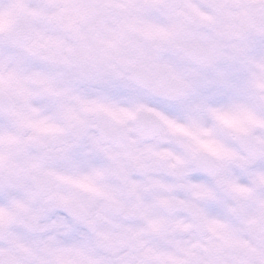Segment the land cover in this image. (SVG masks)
<instances>
[{
  "label": "clouds",
  "instance_id": "obj_1",
  "mask_svg": "<svg viewBox=\"0 0 264 264\" xmlns=\"http://www.w3.org/2000/svg\"><path fill=\"white\" fill-rule=\"evenodd\" d=\"M246 113L264 0H0V264H264Z\"/></svg>",
  "mask_w": 264,
  "mask_h": 264
},
{
  "label": "snow or ice",
  "instance_id": "obj_2",
  "mask_svg": "<svg viewBox=\"0 0 264 264\" xmlns=\"http://www.w3.org/2000/svg\"><path fill=\"white\" fill-rule=\"evenodd\" d=\"M126 117L131 118L132 114L131 113H125L124 114ZM217 118L220 119L221 121H223L224 123L228 124L231 127H234L236 129L237 132L239 133H246L248 131V128L244 126L243 124V120H246L249 124H253V125H262L264 126V121H260V120H256L253 116H251L250 114H244L242 120L240 119H236L234 117H230L227 114H217ZM39 131L41 132H49V131H54L55 129L51 128L50 126H44L42 124L37 125L36 126ZM172 127L174 128V130L176 131H180V132H184L186 131L183 128H179L175 125H172ZM200 143V145L204 148H207L209 150H213L212 149V145L209 142L206 141H198ZM85 188H90V185L84 184L82 185Z\"/></svg>",
  "mask_w": 264,
  "mask_h": 264
}]
</instances>
